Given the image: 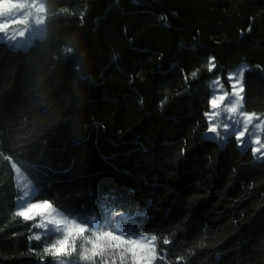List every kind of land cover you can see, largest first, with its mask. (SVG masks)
I'll return each instance as SVG.
<instances>
[{
  "label": "trees",
  "instance_id": "16d2710c",
  "mask_svg": "<svg viewBox=\"0 0 264 264\" xmlns=\"http://www.w3.org/2000/svg\"><path fill=\"white\" fill-rule=\"evenodd\" d=\"M45 10L31 44L0 40V264L60 258L51 236L34 237L37 220L14 213V164L33 202L99 233L154 236L152 264H264V156L209 138L206 119L210 80L229 90L240 63L243 108L264 115V0H45Z\"/></svg>",
  "mask_w": 264,
  "mask_h": 264
},
{
  "label": "rangeland",
  "instance_id": "374dc122",
  "mask_svg": "<svg viewBox=\"0 0 264 264\" xmlns=\"http://www.w3.org/2000/svg\"><path fill=\"white\" fill-rule=\"evenodd\" d=\"M45 0H0V40L15 48H25L45 31ZM209 67L215 68L210 58ZM249 66L240 63L227 71L229 90L215 76L209 82L210 111L207 136L225 142L234 136L241 148L251 147L255 161L264 156V115L246 112L243 108V74ZM17 188L14 213L37 220L34 237H52V251L60 256L58 264H70L74 255L86 264H97L96 257L107 264L108 255L120 254L130 264H152L156 258L155 238L136 234L125 239L116 234L99 233L67 217L47 201L33 202L35 187L14 164ZM96 225V221L92 220Z\"/></svg>",
  "mask_w": 264,
  "mask_h": 264
},
{
  "label": "crops",
  "instance_id": "0c3cea01",
  "mask_svg": "<svg viewBox=\"0 0 264 264\" xmlns=\"http://www.w3.org/2000/svg\"><path fill=\"white\" fill-rule=\"evenodd\" d=\"M263 157V156H262ZM262 159V158H261Z\"/></svg>",
  "mask_w": 264,
  "mask_h": 264
}]
</instances>
